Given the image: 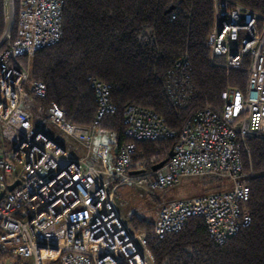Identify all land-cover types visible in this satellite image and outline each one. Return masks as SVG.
I'll list each match as a JSON object with an SVG mask.
<instances>
[{"label": "built area", "instance_id": "obj_1", "mask_svg": "<svg viewBox=\"0 0 264 264\" xmlns=\"http://www.w3.org/2000/svg\"><path fill=\"white\" fill-rule=\"evenodd\" d=\"M65 0H5L0 40V264H154L147 236L121 218L112 185H146L154 194L183 179L216 180L221 190L174 200L154 221L162 238L188 219L204 220L216 244L249 224L248 182L255 173L248 140L264 138V18L231 0H213L214 20L206 46L223 67L247 73L245 91L221 94L222 108L189 113L178 129L154 112L127 107L126 141L117 145L116 172L107 170L108 147L92 152L97 125L67 122L65 111L50 107L46 123L66 144L34 124L25 101L44 98L46 87L32 79L35 55L61 40ZM14 34V39L12 36ZM11 42V43H10ZM187 59H180L183 66ZM99 116L113 112L107 86L93 81ZM189 102H185V108ZM112 135V134H111ZM174 141V156L156 172L134 176L135 143ZM114 148V150H115ZM20 181L13 191L8 188ZM12 258H16L13 263Z\"/></svg>", "mask_w": 264, "mask_h": 264}, {"label": "trees", "instance_id": "obj_2", "mask_svg": "<svg viewBox=\"0 0 264 264\" xmlns=\"http://www.w3.org/2000/svg\"><path fill=\"white\" fill-rule=\"evenodd\" d=\"M231 1L264 18V0ZM213 20V0H65L60 42L31 61L32 79L46 87V96L36 98L28 111L46 123L50 107L62 109L70 124L97 125L122 145L127 107L148 109L173 129L192 111L220 109L222 92L245 91L247 73L227 70L221 58L211 57L206 41ZM183 58L187 63L177 66ZM93 81L107 86L113 108L102 117ZM174 145L171 140L135 143L131 168L150 173L169 159ZM247 145L245 165L256 174L248 182L249 224L216 244L201 218L192 217L181 230L157 238L154 224L133 214L130 224L146 234L154 264H264V138Z\"/></svg>", "mask_w": 264, "mask_h": 264}, {"label": "rangeland", "instance_id": "obj_3", "mask_svg": "<svg viewBox=\"0 0 264 264\" xmlns=\"http://www.w3.org/2000/svg\"><path fill=\"white\" fill-rule=\"evenodd\" d=\"M34 101L35 99L25 101L24 109H27L28 111V107L33 104ZM28 112L31 113L30 111ZM32 116L34 124L35 121L39 122L40 119L38 117H35L34 114H32ZM35 125L37 127H43L45 132L48 133L54 140L66 144V140L62 139L61 134L53 125L41 122ZM117 144L118 142L114 135L101 130L94 136L92 142L91 154L94 157H97V152L100 146L108 147L107 170L111 174L116 172V155L114 153V148ZM255 176L256 174L254 177ZM113 187L115 200H117L116 205H118L117 208L121 209V214H119L133 232H136L130 224V219L133 214L154 224V219L157 217L159 210L169 202L171 203L174 200L196 197L208 191L222 189L216 180H198L189 178L183 179L178 185L172 188H168L164 191H158L154 194H151L147 190L146 185L138 186L137 184L132 183H119L116 184V186L113 184L112 188ZM11 261L14 263L16 258H12Z\"/></svg>", "mask_w": 264, "mask_h": 264}, {"label": "water", "instance_id": "obj_4", "mask_svg": "<svg viewBox=\"0 0 264 264\" xmlns=\"http://www.w3.org/2000/svg\"><path fill=\"white\" fill-rule=\"evenodd\" d=\"M118 152V148H115L114 150V153L117 154ZM174 156V151L171 150L170 154H169V158H172ZM167 163V160L163 161V162H160L159 164L157 165H154L152 168H151V171L152 172H156L160 169L163 168V166ZM132 175L134 176H139V175H144L145 174V171L144 170H137V171H132L131 172ZM20 185V181H17L16 183H14L13 185H11L9 188H8V191H13L15 189L16 186ZM4 196V193L0 194V200L3 198Z\"/></svg>", "mask_w": 264, "mask_h": 264}, {"label": "crops", "instance_id": "obj_5", "mask_svg": "<svg viewBox=\"0 0 264 264\" xmlns=\"http://www.w3.org/2000/svg\"><path fill=\"white\" fill-rule=\"evenodd\" d=\"M41 128H43V127H41ZM45 131V130H44ZM48 134V133H47ZM49 135V134H48ZM116 201V203H117V200H115ZM117 207H118V205H117ZM120 208H118V210H119ZM119 213L121 214V209L119 210ZM156 218L157 217H155V219L154 220H156Z\"/></svg>", "mask_w": 264, "mask_h": 264}]
</instances>
